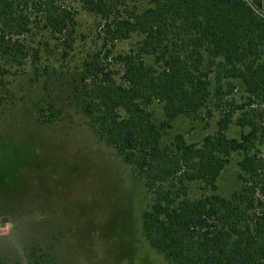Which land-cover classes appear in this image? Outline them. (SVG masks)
Masks as SVG:
<instances>
[{
  "label": "trees",
  "instance_id": "16d2710c",
  "mask_svg": "<svg viewBox=\"0 0 264 264\" xmlns=\"http://www.w3.org/2000/svg\"><path fill=\"white\" fill-rule=\"evenodd\" d=\"M140 1L80 0L100 19L98 36L109 46L105 59L116 43L141 36L135 51L114 57L122 66L119 82L98 53L83 63L75 89L83 90L85 123L149 195L141 234L168 264H264L261 0H145L148 6L138 11ZM75 26L74 13L58 0H0V106L7 100L5 78L40 58L26 42L32 30L46 31L67 56ZM236 83L243 91L239 99L232 96ZM212 97L219 116L215 132L201 143L179 134L161 144L171 120H202ZM153 103L161 104V123L149 109ZM232 126L238 137L227 135ZM234 153L240 187L222 196L217 180ZM192 182L210 193L191 199Z\"/></svg>",
  "mask_w": 264,
  "mask_h": 264
},
{
  "label": "rangeland",
  "instance_id": "374dc122",
  "mask_svg": "<svg viewBox=\"0 0 264 264\" xmlns=\"http://www.w3.org/2000/svg\"><path fill=\"white\" fill-rule=\"evenodd\" d=\"M254 1V0H251ZM75 15V40L67 56L58 40L33 29L26 38L38 50L5 80L8 94L0 106V264H168L145 242L141 213L149 195L130 166L94 137L80 111L83 63L98 53L102 67L119 82L122 66L114 57L135 51L141 36L132 34L111 48L98 36L100 19L80 0H58ZM148 6L137 3L138 11ZM259 12L264 16V0ZM147 65L153 59L145 58ZM35 71L37 74L35 75ZM242 87L236 83L233 97ZM227 100L226 98L223 99ZM216 99L207 102L202 120L181 117L169 122L161 138L169 145L176 135L201 143L216 130ZM149 109L161 123V104ZM211 111L208 116L205 112ZM51 120L49 123L45 122ZM227 135L238 137L232 126ZM237 153L231 154L217 180V193L228 196L240 187ZM210 193L200 182L189 184V197Z\"/></svg>",
  "mask_w": 264,
  "mask_h": 264
},
{
  "label": "water",
  "instance_id": "95a60500",
  "mask_svg": "<svg viewBox=\"0 0 264 264\" xmlns=\"http://www.w3.org/2000/svg\"><path fill=\"white\" fill-rule=\"evenodd\" d=\"M5 219H1L0 221L3 222Z\"/></svg>",
  "mask_w": 264,
  "mask_h": 264
}]
</instances>
